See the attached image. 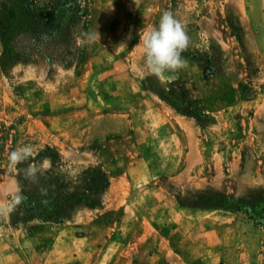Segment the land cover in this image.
Returning a JSON list of instances; mask_svg holds the SVG:
<instances>
[{"label": "rangeland", "instance_id": "374dc122", "mask_svg": "<svg viewBox=\"0 0 264 264\" xmlns=\"http://www.w3.org/2000/svg\"><path fill=\"white\" fill-rule=\"evenodd\" d=\"M164 11L190 39L157 76ZM17 190L0 264H264V0H0V206Z\"/></svg>", "mask_w": 264, "mask_h": 264}, {"label": "clouds", "instance_id": "9594fccd", "mask_svg": "<svg viewBox=\"0 0 264 264\" xmlns=\"http://www.w3.org/2000/svg\"><path fill=\"white\" fill-rule=\"evenodd\" d=\"M89 43L100 41V33L97 31L85 34ZM189 36L185 26L169 12L164 11L160 16L158 26L145 29L142 46L145 51V64L147 69L157 75L163 76L166 71H175L186 66L187 61L182 57V52L189 45ZM33 154V147L29 144L17 147L11 151L8 160L9 168H16L21 163L28 161ZM39 169L29 165L24 169L26 177L35 179ZM24 200L22 191L12 196L5 205L0 206V214L10 213Z\"/></svg>", "mask_w": 264, "mask_h": 264}, {"label": "crops", "instance_id": "0c3cea01", "mask_svg": "<svg viewBox=\"0 0 264 264\" xmlns=\"http://www.w3.org/2000/svg\"><path fill=\"white\" fill-rule=\"evenodd\" d=\"M168 122H169L170 126L173 125V126H176L177 128H178V126H181V125H184L183 126L184 128H188L189 127V122L188 121H178L177 119L171 118V116H170V119H168ZM168 122L167 121H162V120L158 121L159 124L162 123V126L166 125ZM169 136H170V133H169ZM187 144H188L187 149L186 150L183 149V152L186 154L185 155L186 156V160H190V158H191V148L189 147V145L191 144V142L188 141ZM189 165L190 164H188V166ZM185 174H186V171H183L182 173H180V175H185ZM169 175H170V173H169ZM148 222L151 223L150 219H148ZM144 236H145V234H141V237L138 238V239H143ZM164 236L167 239L166 241H170V236L169 235H167V236L164 235ZM141 246H142V244H141ZM134 247L140 248V246L137 245V244H134ZM163 247L164 248H162V250H165L164 254H163V251L160 250V252L162 253L161 256H165V257H158L159 255L158 256L156 255V256L151 258V262H153L152 260L154 258H155V261H157L160 258H165L167 262H170V258H173L172 253L170 251V242H169L168 246L165 247V245H164Z\"/></svg>", "mask_w": 264, "mask_h": 264}]
</instances>
